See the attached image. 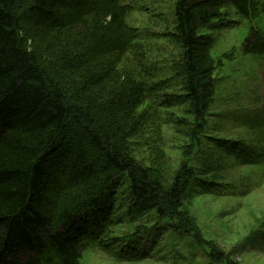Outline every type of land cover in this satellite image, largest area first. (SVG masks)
<instances>
[{
  "label": "trees",
  "instance_id": "trees-1",
  "mask_svg": "<svg viewBox=\"0 0 264 264\" xmlns=\"http://www.w3.org/2000/svg\"><path fill=\"white\" fill-rule=\"evenodd\" d=\"M228 4L247 19L264 13V0H175L168 35L180 52L181 93H163L157 103L184 104L175 124L187 143L165 186L159 170L130 152L147 85L143 53L125 65L141 34L127 23L123 0H0V264H83L91 245L107 251L124 242L105 239L120 176L131 198L126 217L153 213L158 224L193 232L182 197L217 65L213 39L201 29ZM242 52L264 55V31L251 27ZM64 180L71 186L61 187Z\"/></svg>",
  "mask_w": 264,
  "mask_h": 264
},
{
  "label": "rangeland",
  "instance_id": "rangeland-1",
  "mask_svg": "<svg viewBox=\"0 0 264 264\" xmlns=\"http://www.w3.org/2000/svg\"><path fill=\"white\" fill-rule=\"evenodd\" d=\"M123 3L130 8L127 23L141 34L134 52L125 55V65H131L134 53H143L147 85V100L137 110L145 117L129 141L130 152L141 165L159 170L167 186L184 162L187 143L175 124L185 117L184 104L164 108L157 103L163 93H181L180 52L168 35L175 0ZM222 12L212 27L201 29L213 39L210 53L217 65L214 97L204 133L188 160L192 174L182 197V212L189 215L193 232L158 224L153 213L134 221L126 217L131 198L120 176L105 239L124 242L107 251L91 245L83 264H264V55L242 52L251 27L264 31V13L247 19L231 4ZM137 225L148 229L136 235Z\"/></svg>",
  "mask_w": 264,
  "mask_h": 264
},
{
  "label": "bare ground",
  "instance_id": "bare-ground-1",
  "mask_svg": "<svg viewBox=\"0 0 264 264\" xmlns=\"http://www.w3.org/2000/svg\"><path fill=\"white\" fill-rule=\"evenodd\" d=\"M263 32V31H262ZM134 61V60H133ZM133 63V62H132ZM131 73V72H130ZM157 94V93H156ZM173 103V102H172Z\"/></svg>",
  "mask_w": 264,
  "mask_h": 264
}]
</instances>
